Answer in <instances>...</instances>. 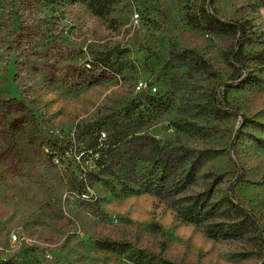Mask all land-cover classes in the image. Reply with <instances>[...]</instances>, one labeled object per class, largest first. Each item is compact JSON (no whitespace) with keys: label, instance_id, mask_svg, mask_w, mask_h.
Wrapping results in <instances>:
<instances>
[{"label":"rangeland","instance_id":"obj_1","mask_svg":"<svg viewBox=\"0 0 264 264\" xmlns=\"http://www.w3.org/2000/svg\"><path fill=\"white\" fill-rule=\"evenodd\" d=\"M203 8L247 37L210 32ZM263 48L264 0H122L105 17L82 1L0 0V264H139L134 248L174 264H264ZM242 63L258 84L237 86ZM127 113L202 153L188 193L253 209L262 236L215 239L151 193L93 181L80 194L86 127Z\"/></svg>","mask_w":264,"mask_h":264},{"label":"trees","instance_id":"obj_2","mask_svg":"<svg viewBox=\"0 0 264 264\" xmlns=\"http://www.w3.org/2000/svg\"><path fill=\"white\" fill-rule=\"evenodd\" d=\"M66 1H82L96 15L105 17L122 0ZM202 18L204 27L210 32L237 34L240 41L248 35L244 24L220 19L213 10L203 8ZM253 59L260 60L261 68H264V48L255 53ZM239 67L237 86L259 83L260 79L248 70L245 63ZM153 100L150 97V101ZM127 114L124 119L107 116L86 127L84 134L88 137L84 140L83 152L89 153L87 157L89 156L88 160L92 164L82 179L76 177V189L80 194H84L93 181L122 193H151L175 202L181 219L205 226L209 236L215 239L262 236L261 224L253 209L230 198L224 200L223 207V202L213 200L212 189L188 193L197 183L198 173L203 166L202 153L182 145L162 144L156 137L138 130L140 115ZM103 128L109 130L105 137H102ZM55 147L57 143L53 144V150L65 155L66 149ZM81 202L87 203L86 200ZM97 244L99 248L106 250H117L121 247L118 242L109 240H100ZM130 256L139 264H174L158 259L146 249L134 248Z\"/></svg>","mask_w":264,"mask_h":264},{"label":"built area","instance_id":"obj_3","mask_svg":"<svg viewBox=\"0 0 264 264\" xmlns=\"http://www.w3.org/2000/svg\"><path fill=\"white\" fill-rule=\"evenodd\" d=\"M133 21L137 24L141 21V14L139 11H137L136 13V18H133ZM144 90H149L150 92H153V93H156L158 88L157 86L151 84L149 85L148 82H146L145 80L141 79V88L140 90H137V91H144ZM105 137V133H102Z\"/></svg>","mask_w":264,"mask_h":264},{"label":"bare ground","instance_id":"obj_4","mask_svg":"<svg viewBox=\"0 0 264 264\" xmlns=\"http://www.w3.org/2000/svg\"><path fill=\"white\" fill-rule=\"evenodd\" d=\"M141 88V84H140V86H139V89Z\"/></svg>","mask_w":264,"mask_h":264}]
</instances>
